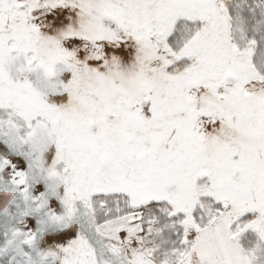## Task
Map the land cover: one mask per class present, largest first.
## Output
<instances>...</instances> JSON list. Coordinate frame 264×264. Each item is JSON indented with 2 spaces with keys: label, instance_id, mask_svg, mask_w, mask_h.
Wrapping results in <instances>:
<instances>
[{
  "label": "snow or ice",
  "instance_id": "obj_1",
  "mask_svg": "<svg viewBox=\"0 0 264 264\" xmlns=\"http://www.w3.org/2000/svg\"><path fill=\"white\" fill-rule=\"evenodd\" d=\"M0 264H264V0H0Z\"/></svg>",
  "mask_w": 264,
  "mask_h": 264
}]
</instances>
